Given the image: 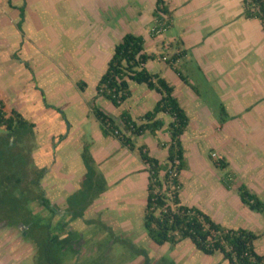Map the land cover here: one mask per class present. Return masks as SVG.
<instances>
[{
  "label": "crops",
  "instance_id": "obj_1",
  "mask_svg": "<svg viewBox=\"0 0 264 264\" xmlns=\"http://www.w3.org/2000/svg\"><path fill=\"white\" fill-rule=\"evenodd\" d=\"M156 1L0 0V99L7 114L14 109L34 123L30 160L45 168L40 179L44 196L60 214L66 212L68 197L80 188L85 174L84 144L89 145L107 184L83 217L70 219L68 215L63 220H70L68 227L55 230L65 247L77 241L73 235L81 241L77 254L67 253L63 264H87L99 248L112 256L120 246L110 232L119 240L133 241L135 248H147L152 264L162 260L165 264H229L222 253L204 254L189 239L174 246L157 245L136 219L137 202L145 204L146 165L137 148L129 149L116 137L102 134L90 108L94 103L114 117L127 110L141 123L140 117L160 97L144 83L131 80V94L118 107L96 93L113 46L126 32L141 35L148 54H161L163 48L185 51L177 62L188 84L158 57L145 64L173 86L189 118L181 136L187 162L180 174L181 202L198 207L224 227L257 233L255 249L264 253V214L250 210L236 191L244 183L264 200L261 22L245 16L243 0H164L169 16L159 34L155 29ZM174 26L177 33L167 35ZM80 81L83 89L77 85ZM204 82L214 90L216 100L201 93L199 86ZM92 86L94 90H89ZM217 104H222L229 116L222 125L216 116ZM158 117L164 121L160 130L154 134L146 131L132 140L136 147L145 144L150 155L165 161L167 148L163 144L169 141L166 127L171 117L164 113ZM10 141L17 140L12 136ZM22 146L21 166L26 168V144L22 142ZM207 152L214 154V159H224L227 167H218ZM226 173L232 180L230 187L222 183ZM183 175H188L185 184ZM58 220L56 215L52 222ZM15 228L14 216L0 219V264L24 258L25 254H15ZM22 232L21 239L28 242ZM144 262V256L138 254L118 264Z\"/></svg>",
  "mask_w": 264,
  "mask_h": 264
},
{
  "label": "trees",
  "instance_id": "obj_2",
  "mask_svg": "<svg viewBox=\"0 0 264 264\" xmlns=\"http://www.w3.org/2000/svg\"><path fill=\"white\" fill-rule=\"evenodd\" d=\"M243 4L245 16L259 19L264 30V0H243ZM168 16L169 10L164 5V0H157L154 9L156 30L163 21L166 24ZM184 53V50L178 51L165 59L161 54H148L144 49V38L139 34L126 32L113 46L106 68L96 84V93L118 107L131 94V80L144 83L149 89L158 92L160 97L154 106L140 117L141 123L132 119L127 110L114 117L92 103L91 112L104 136L112 135L127 148H137L142 162L146 165L148 181L142 223L147 236L155 244L169 243L174 246L183 239H189L204 254L222 253L229 264H264V253L257 252L254 246L259 237L257 233L241 227H224L203 210L184 204L180 200V174L187 165L181 136L187 129L189 118L174 95L173 86L159 73L150 72L145 64L147 60L158 57L170 64L188 84L187 77L179 69L177 62ZM77 85L83 89L84 82L80 81ZM193 89L198 91L195 87ZM159 113L171 117L166 127L169 141L163 144L167 148L165 161L150 155L145 144L136 147L132 140V136L142 135L146 131L154 134L160 130L164 121L158 117ZM228 118L224 106L220 104L219 124L222 125ZM0 126L6 131V134L1 136L6 137L3 152L0 149V219H11V216H14L16 227L20 228L22 225L21 230L26 241L32 244L37 257L36 264H63L67 253L77 254L79 246L74 242L65 247L59 242L55 230L62 231L68 227L70 220L63 221L68 215L70 219L83 217L92 200L106 190V180L95 164L89 145L84 144L81 152L85 166L84 177L80 188L68 197L66 212L60 214L51 206L40 187L45 168H38L30 160L34 123L14 109L7 114L0 99ZM12 136L17 140L15 143L10 141ZM25 136L26 168L21 166L20 158L23 149L20 141L25 139ZM214 163L222 169L227 167L222 158L214 160ZM23 183L24 187L21 186ZM222 183L226 187L231 186L232 180L228 173L224 174ZM236 191L242 203L250 210L264 214V200L246 184H239ZM35 204L43 206L49 214L43 216L40 212H34ZM56 215L60 220L54 223L52 220ZM23 228H26V232ZM110 235L114 241H121L113 232H110ZM73 237L74 240L77 239L76 235ZM131 246L135 247L132 244ZM137 253L144 256V264H152L145 249L139 248Z\"/></svg>",
  "mask_w": 264,
  "mask_h": 264
},
{
  "label": "rangeland",
  "instance_id": "obj_3",
  "mask_svg": "<svg viewBox=\"0 0 264 264\" xmlns=\"http://www.w3.org/2000/svg\"><path fill=\"white\" fill-rule=\"evenodd\" d=\"M164 22V21H163ZM162 22V23H163ZM164 28H166V24L164 23ZM163 31V30H162ZM159 32L160 33H162ZM167 35H173V34H176L177 33V28L176 26L174 27H171L168 29L167 32H165ZM113 35V34H112ZM114 37V36H113ZM116 38V37H115ZM113 38V39H115ZM176 47H178V43L175 44ZM163 52H161V54H163L164 56H167L168 58L171 57L172 54H174V52L172 50H166V48H163ZM151 67V66H150ZM195 76H192V79H194ZM202 77H204L202 75ZM196 79V78H195ZM199 88L201 89V93L204 95V97H206V99H212V97H215V100L217 99L216 98V95H214V90L209 87L207 85V83H202L201 86H199ZM89 90H94V87L92 86V88ZM90 92V91H89ZM220 107V105H219ZM219 107H218V104H217V108L218 109V112L216 113V116H218V113H219ZM63 115V113H62ZM2 134H6V131L3 127H0V149L1 151L3 150L4 148V145L6 144V137H2ZM20 142H23V144H26V139H23L21 140ZM3 152V151H2ZM210 159H214V154L212 153H209L207 152ZM214 160H217V159H214ZM188 171V170H187ZM183 183L185 184L186 182H188V175H183ZM143 197H145V191H143ZM186 197V196H185ZM143 203L141 202H137V207L135 208L136 210V219L137 220H140V226H141V229L145 232V229L143 227V223H142V213H143ZM34 212H37L39 213L40 210V214H42L43 216L45 215H48L49 212L47 210H45L44 208L41 207V205H38V204H35L34 208H33ZM140 211V216H138V212ZM23 233V232H22ZM146 233V232H145ZM21 230H19V228H15L14 229V236H15V240H16V249H15V254L18 253L20 256L24 255V258L23 259H20L21 261H15L14 264H36L37 263V257L35 255V252H34V249H33V246L30 242H24L22 239H21ZM77 240V244L79 245V242L78 239ZM133 241L129 240V239H126V240H121L119 241V248L120 250L118 249L117 251H112V256H107L106 254L108 253L106 250H103L101 248H99L98 252L96 253V255H94L93 257V260L88 262L87 264H118V263H121L123 261H125V259H128L133 257V256H137L138 253H137V250L139 248H135L133 246H131V244ZM98 245V243H96V245L94 244V246L96 247ZM134 245V244H133ZM261 245V244H260ZM93 248V247H92ZM143 248V247H142ZM97 249V248H96ZM147 251V248H143ZM258 249H259V246H258ZM92 251V249H90ZM141 255V254H139ZM165 260H162L161 262L162 263H159V264H165L164 262ZM19 262V263H18Z\"/></svg>",
  "mask_w": 264,
  "mask_h": 264
},
{
  "label": "built area",
  "instance_id": "obj_4",
  "mask_svg": "<svg viewBox=\"0 0 264 264\" xmlns=\"http://www.w3.org/2000/svg\"><path fill=\"white\" fill-rule=\"evenodd\" d=\"M164 22L160 24L159 28L157 29V33L161 32L162 30H164ZM167 58V56H164V59Z\"/></svg>",
  "mask_w": 264,
  "mask_h": 264
},
{
  "label": "flooded vegetation",
  "instance_id": "obj_5",
  "mask_svg": "<svg viewBox=\"0 0 264 264\" xmlns=\"http://www.w3.org/2000/svg\"><path fill=\"white\" fill-rule=\"evenodd\" d=\"M79 241V240H78ZM77 242V241H76ZM81 244V241L79 242ZM79 251V250H78Z\"/></svg>",
  "mask_w": 264,
  "mask_h": 264
}]
</instances>
